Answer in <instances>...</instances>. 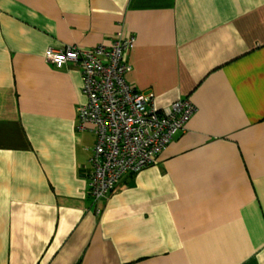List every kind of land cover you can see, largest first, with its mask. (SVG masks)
Instances as JSON below:
<instances>
[{
	"label": "crops",
	"instance_id": "0c3cea01",
	"mask_svg": "<svg viewBox=\"0 0 264 264\" xmlns=\"http://www.w3.org/2000/svg\"><path fill=\"white\" fill-rule=\"evenodd\" d=\"M133 38L125 82L196 112L96 214L79 69ZM0 264H264V0H0Z\"/></svg>",
	"mask_w": 264,
	"mask_h": 264
},
{
	"label": "built area",
	"instance_id": "2783aa9c",
	"mask_svg": "<svg viewBox=\"0 0 264 264\" xmlns=\"http://www.w3.org/2000/svg\"><path fill=\"white\" fill-rule=\"evenodd\" d=\"M132 43L133 38L117 35L109 46L50 48L46 54L45 61L58 70L73 65L81 75L86 102L76 108V122L79 131L89 130L94 136L87 184L96 214L124 176L156 163L196 112L188 99L157 110L153 94L138 92L125 82L130 69L125 56Z\"/></svg>",
	"mask_w": 264,
	"mask_h": 264
}]
</instances>
